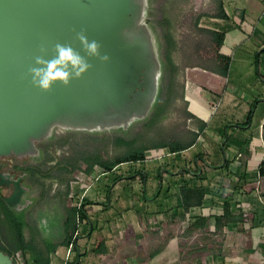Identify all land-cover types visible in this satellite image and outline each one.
Instances as JSON below:
<instances>
[{
  "label": "crops",
  "instance_id": "obj_1",
  "mask_svg": "<svg viewBox=\"0 0 264 264\" xmlns=\"http://www.w3.org/2000/svg\"><path fill=\"white\" fill-rule=\"evenodd\" d=\"M217 3L206 27L221 37L213 62L182 77L196 138L86 187L76 264H264V0ZM188 190L200 198L190 207Z\"/></svg>",
  "mask_w": 264,
  "mask_h": 264
},
{
  "label": "rangeland",
  "instance_id": "obj_2",
  "mask_svg": "<svg viewBox=\"0 0 264 264\" xmlns=\"http://www.w3.org/2000/svg\"><path fill=\"white\" fill-rule=\"evenodd\" d=\"M132 2L139 5V11L131 29L125 32L130 36L142 31L146 34L155 64L164 59L166 50L172 60L171 71L174 77L169 74L165 80V84L172 83V89L170 93L166 90L169 95L163 99L165 107L158 121L144 127L137 114L127 122L125 117L132 110L124 105L120 112L124 118H119L118 112L110 111L102 114L101 118H76L74 122L61 119L50 125L46 138L32 140L34 150L0 155V196L9 205H13L15 212L26 211L29 227L26 229V236L32 234L35 246L43 252L45 242L57 244L62 241L66 209L79 207L80 202L86 201V194L83 192L86 187H91V183L101 173L100 168L95 166L93 172L84 177L86 160L91 161L97 157L112 159L131 147L189 141L192 138L191 121L183 100L182 77L187 67L207 66L213 62L216 40L206 27L209 18L219 13L217 0ZM151 69L149 74L153 77L154 70L151 72ZM155 79L159 84L161 72L158 70L155 72ZM141 91L143 87L136 88L130 99ZM167 153L166 149L150 150L146 155L147 158H153ZM120 169L126 173L130 169L129 164ZM101 183L100 185H104L105 180ZM111 188L128 189L121 185L116 188L111 186L109 189ZM105 196L96 193L90 198L104 204L107 202V199L103 200ZM123 196L119 194L121 208L126 207ZM11 241L12 233L0 213V246L11 250L14 264H32L30 253L13 251ZM76 247H58L51 257V264L79 260V246L76 244ZM110 260L103 259L102 263H109Z\"/></svg>",
  "mask_w": 264,
  "mask_h": 264
},
{
  "label": "water",
  "instance_id": "obj_3",
  "mask_svg": "<svg viewBox=\"0 0 264 264\" xmlns=\"http://www.w3.org/2000/svg\"><path fill=\"white\" fill-rule=\"evenodd\" d=\"M138 11L132 0H0V155L34 150L32 140L42 139L61 119L120 114L124 105L132 110L126 119L139 114L146 79L156 65L146 34L125 32ZM81 30L101 43L109 61L90 59L91 70L67 88L57 84L44 93L33 87L28 69L40 46L48 49L45 59H51L56 42L80 51L75 32ZM140 87L143 91L130 99ZM0 264L14 263L0 250Z\"/></svg>",
  "mask_w": 264,
  "mask_h": 264
},
{
  "label": "trees",
  "instance_id": "obj_4",
  "mask_svg": "<svg viewBox=\"0 0 264 264\" xmlns=\"http://www.w3.org/2000/svg\"><path fill=\"white\" fill-rule=\"evenodd\" d=\"M220 17L225 18V15L222 13ZM208 32L212 34V36L216 40L215 49H217L221 39L220 35L211 31ZM155 65L156 67L153 68V77H149L148 79H146L145 99L139 109V116H137L143 122L144 127H148L158 121V117L161 115L165 107V102L163 101V99L167 98V96L169 95L168 93H170V90L172 89L171 82L165 84L166 76L172 74V60L171 56L168 53V50L165 51L164 59ZM157 70L158 72H161V81L159 82V84L156 83L155 79V72ZM172 77H174L173 74ZM166 90L168 93H166ZM187 116L189 115L187 114ZM132 119L133 117L127 119V122L131 121ZM46 137L47 135L43 138ZM191 137L192 138L189 141H174L169 143L162 142L153 145H141L138 147H131V149L126 151L124 154L115 156L112 159H102L97 157L91 161L86 160V168L84 172L86 174H91L94 170V167L98 166L102 173H110L117 166L122 164L142 163L147 158L146 154L150 150L166 149L168 153H180L191 146V143L193 139L196 138V135L191 133ZM120 179L121 178L118 177L114 179L112 183L114 184ZM110 187L108 186L107 188L109 189ZM184 196L188 201L187 207H190L200 202L199 198L198 201L192 203V191H186ZM200 197H202V194ZM88 204L89 203H87L86 201H82L80 202L79 207H69L66 209L63 220L64 238L57 244L45 242V252H43L41 250H38L35 246L32 234L29 233L28 237L26 236V229H29L28 223L26 221V211L23 213L15 212L12 209L13 205H9V203H7L6 200L0 196V213L2 214L3 219L8 224L9 229L12 233L11 247L13 248V251L20 252L22 254L27 252L30 253L32 264H51V257L55 254L56 248L58 246H64L66 248H77L75 242L77 239V228L80 222L87 219V214L84 210V207ZM0 250L8 254L10 257L13 254L10 249L5 250L1 246ZM66 264L76 263L75 261H73L71 263Z\"/></svg>",
  "mask_w": 264,
  "mask_h": 264
},
{
  "label": "clouds",
  "instance_id": "obj_5",
  "mask_svg": "<svg viewBox=\"0 0 264 264\" xmlns=\"http://www.w3.org/2000/svg\"><path fill=\"white\" fill-rule=\"evenodd\" d=\"M75 40L80 45L77 51L70 43L56 42L52 46L51 59H45L48 49L45 45L39 48L40 55L34 57V66L29 67L28 76L36 89L50 93L54 85L67 88L72 81L80 80L91 70L90 59L107 63L110 59L107 53L102 54V45L98 40H90L85 30L75 32ZM81 51L84 55H81Z\"/></svg>",
  "mask_w": 264,
  "mask_h": 264
},
{
  "label": "built area",
  "instance_id": "obj_6",
  "mask_svg": "<svg viewBox=\"0 0 264 264\" xmlns=\"http://www.w3.org/2000/svg\"><path fill=\"white\" fill-rule=\"evenodd\" d=\"M84 174H85V175H84ZM84 174H83V176L86 177V173H84ZM81 175H82V173H81ZM97 177H98V176H97Z\"/></svg>",
  "mask_w": 264,
  "mask_h": 264
},
{
  "label": "bare ground",
  "instance_id": "obj_7",
  "mask_svg": "<svg viewBox=\"0 0 264 264\" xmlns=\"http://www.w3.org/2000/svg\"><path fill=\"white\" fill-rule=\"evenodd\" d=\"M78 118H80V117H78ZM82 119V118H81ZM85 119H90V118H85Z\"/></svg>",
  "mask_w": 264,
  "mask_h": 264
}]
</instances>
